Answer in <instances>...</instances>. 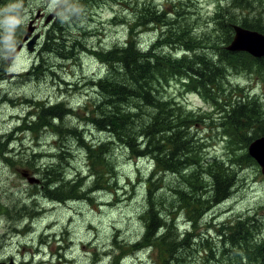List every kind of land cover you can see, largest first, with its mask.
<instances>
[{
    "label": "trees",
    "instance_id": "trees-1",
    "mask_svg": "<svg viewBox=\"0 0 264 264\" xmlns=\"http://www.w3.org/2000/svg\"><path fill=\"white\" fill-rule=\"evenodd\" d=\"M22 1L23 7L29 3ZM12 2L0 0V8ZM78 2L83 6L82 13L77 0L64 4L65 8L71 6L62 16L67 24L50 21L39 54L26 71L36 76L54 74L58 62L59 66L65 60L80 64L81 54L86 51L101 61V73L92 77L87 91L90 101H61L52 106L32 102V114L40 117V129L54 119L57 133L69 132L72 144L62 147L70 152L64 151L61 158L64 160L65 153L74 154L75 146L86 149L90 172L88 176L76 172L71 180L54 186L62 170L49 165L42 169L45 194L55 201L67 202L87 197L98 188L115 190V143L128 157L148 161L144 168L147 170H139L144 174L146 205L141 215V237L132 244L120 245L121 253L108 264H124L123 258L138 250L154 255V264H264V214L251 211L232 218L231 212L220 222L222 216L214 213L212 224L208 221V225H201L206 215L232 196L238 168L257 165L248 153V145L264 135V96L242 86L237 75L257 74L264 81V56L232 52L225 46L234 38V23L264 33V0H220L213 16L200 28L195 25L201 16L195 17L185 8H163L151 0H141L132 19H112V23L127 24L126 39L93 48L88 44L92 31L87 30L86 18L91 16L95 3L100 5L103 0H94L93 4L92 0ZM23 7L19 9L21 14ZM2 15L0 69L5 70L8 66L4 56L21 41L26 25L22 23L11 36L3 24L6 13ZM153 29L156 36L146 40L144 33ZM178 76L185 90L203 95L216 110L215 115L220 117L218 128L229 144L230 164L218 159L205 161L206 143L200 133L191 132L211 114H194L186 105L163 95V89ZM96 132L106 134L107 140L96 141L92 138ZM37 161L38 155L31 154L20 162L35 169ZM166 174L176 181L166 184ZM92 176L93 184L89 186L86 179ZM53 179L54 189L50 190L48 184ZM34 203L35 210L25 208L31 210L32 216L41 209ZM184 218L186 222L181 224ZM203 226L217 232L223 244L222 257L216 244L203 239L208 237ZM208 231L212 234V230Z\"/></svg>",
    "mask_w": 264,
    "mask_h": 264
},
{
    "label": "rangeland",
    "instance_id": "rangeland-1",
    "mask_svg": "<svg viewBox=\"0 0 264 264\" xmlns=\"http://www.w3.org/2000/svg\"><path fill=\"white\" fill-rule=\"evenodd\" d=\"M35 1L42 2L43 0H28L29 3H26V6L23 7V11L26 13L23 24L28 23L29 25L30 20L33 21L35 26L33 35L41 33L43 29L47 28V26L43 28L44 23L41 24L40 30L36 25L35 20L42 15H38V12L41 11ZM47 1V3L50 2V0ZM140 1L103 0L99 6H93L91 16L86 18L87 30L92 31L88 39L91 48L105 47L124 41L127 36V24L125 22L115 24L112 23V19H132L136 11L135 8ZM151 1L163 8H174L176 6L179 9L185 8L195 17L201 16L199 23L195 25L197 28L205 27V21L213 16L220 3V0ZM47 14L50 15V13ZM30 16L35 18L32 19ZM0 22L2 23L1 20ZM144 34L148 41L156 36L155 29ZM26 47L19 55L20 59L15 70V72L21 74L7 78L5 84L6 90H10L14 95V102H23L21 100L22 96H16L15 92L34 99L42 97L47 103H56L61 100L68 103L90 101V91L87 92L92 85L90 81L92 77L101 73L102 68L101 61L97 56L86 51V53L81 54L80 64L65 60L62 62L64 64L59 66L58 62L56 73H43L41 81L35 78L26 79L25 71L31 67L38 55V53H35L36 49L29 51ZM11 53H6L5 58H8ZM52 60L56 62V60ZM180 78V76L174 77L170 84L163 89V95L186 105L189 110H194V112L192 111L194 114H202L204 111L211 114L205 123L194 127L191 132L195 135L200 133V139L206 143L207 149L203 153L205 161H213L214 159L228 161L230 157L229 144L227 138L223 136V130L218 128L217 124L220 122V117L215 115L216 110L213 109L212 104L203 95L185 90L184 83ZM237 79L242 86L254 90L259 96H264V81L257 74L240 73L237 75ZM12 108L13 105H0V109L3 110V112L0 110V119L3 123L8 114L12 113ZM25 112L26 110L22 111V114ZM74 122L79 123L76 120ZM65 124H70V122L65 121ZM40 134H43L42 143L34 141L22 144L24 157L33 154L34 149L42 154H44V150H49L52 147L58 149L54 145L52 146L51 136L54 132L51 128ZM95 134L97 136H94ZM95 134H92V138L96 141L107 140L106 134L98 132ZM59 141L60 145H63V143L72 144L69 132L65 130V133L60 134ZM114 147L116 153L114 168L118 175V187L115 190L98 188L89 193L87 197L67 201V205L53 207L46 203L45 211L47 212L32 217L38 218L32 223L34 233L37 235L35 240V249H37L34 250V253L39 254L36 260L34 259L35 264H108L115 254L121 253L120 245L132 244L141 237L144 227L141 215L146 205L143 186L144 174L141 171L147 170L144 168H146L148 161L128 157L125 150L119 148L115 143ZM86 152V149H77V146H75L74 154L64 155V163L60 162L59 156L44 157L42 154L38 156L37 162L45 163L47 166L60 163L55 164V167L62 170L60 176L65 175L66 179L71 180L76 176V172H80L85 176L90 172ZM140 169L141 171H139ZM16 171L14 167H6L0 164V198L8 200L9 203L14 201L11 198L12 196H18V194L24 192L25 194L28 193L20 178L15 174ZM164 176H166V184L176 181L175 177L170 174ZM93 179L94 176L87 178L86 183L91 186ZM168 189L169 187H167ZM25 194L24 196H26ZM167 194L170 195V192L167 191ZM39 200L41 203L46 201L41 197ZM39 207L44 206L39 205ZM251 211L264 214V174L258 163L257 165L238 168V181L232 196L227 202L217 205L215 211L211 214L206 215L201 225H208V221L212 224L214 213H217V216H222L219 218L221 222L227 217L226 214L228 213L233 212L234 214H231L230 217L234 218L238 213ZM29 220L26 219L23 224L25 225ZM183 222H186V218L181 219V224ZM1 226H4L3 223ZM208 230H212V234ZM45 231L43 238L46 241L42 243L40 238ZM202 231L208 234V237L203 239L216 244L218 255L222 257L223 244L217 232L207 227H204ZM6 237H0V239ZM20 240H22L21 237L11 239L5 249L7 252H0V256L18 252L22 246H26V248H22L26 251L34 248L24 243H18ZM13 241L15 243H12ZM41 244L44 245L41 247ZM42 250L45 253H42ZM149 253L147 250L129 253L123 258V262L124 264H154L152 258H155V256Z\"/></svg>",
    "mask_w": 264,
    "mask_h": 264
},
{
    "label": "flooded vegetation",
    "instance_id": "flooded-vegetation-1",
    "mask_svg": "<svg viewBox=\"0 0 264 264\" xmlns=\"http://www.w3.org/2000/svg\"><path fill=\"white\" fill-rule=\"evenodd\" d=\"M69 1L70 0H67L68 4H70ZM47 2H48L47 0H43L42 2L35 1L37 7L41 11V12H38V15H42V16H38V18L35 20L36 25L39 28V30L41 29V24L43 23H44L43 28L45 26L51 25L50 22H48V24L46 23L47 18L51 14L54 15V17H52L50 21L52 20L57 21L58 19L55 18L57 14H59L60 17L65 16L64 15L65 12L71 8V6L65 8L64 0H58V3H56L55 5H52V7L54 8V11L50 13L49 15L47 14L49 13L47 9L52 4V1H50L49 3ZM93 2L94 0H92V4ZM88 3L90 4V1H88ZM94 6L95 7L99 6V4L95 3ZM90 8L92 7L90 6ZM22 15L24 16L26 15V13L23 12ZM30 17H32V19L35 18L34 16H30ZM30 22H33V21L30 20ZM27 25L28 23L26 24V28H27ZM45 29L42 30V33H44ZM24 35L21 38V41H19L18 45L15 47L16 49L20 45H23V49H21V52L18 54V56L23 52L24 48L26 47V42H24ZM41 41L42 39L38 40L37 44L35 45V48H34L36 49L35 53L39 54V47L41 45ZM14 50L12 51V53L11 52L10 53L13 54ZM5 64L6 66H8L7 69L5 70L0 69V105L2 104L13 105V108L11 109L12 113L8 114L7 119L4 120L5 121L4 123L0 119V164H3L6 167H14L17 170L15 174H17L18 178H20V180L22 181V185L25 186V190L28 193L25 194L24 192V193L18 194V196H12L11 198H13L14 201H12L11 203H9L8 200H4L3 198H0V204L3 205V210L2 212H0V237L7 236L5 239H0V246H1L0 252L2 253V251H4V253H6L7 251H5V249H6L7 244L10 243L11 239L13 238L15 239L16 237H21L22 239L18 241V243L20 244L24 243L25 245H30L31 247H34V248H30L29 251H26V250H22V248H26V246H22V248H19L18 252L11 253V255L0 256V263H5V264H33L34 263L35 264V260L39 254L34 253V250L37 249V248L35 249V246H36L35 240L37 239V235L36 233H34L35 231L33 230L32 223L35 222V220H37L38 218H32L34 217V215L33 216L31 215L30 213L31 210H26L25 208L30 207V209L35 210L36 204L34 202H37L38 205L44 206V207H41V209H43V212L46 213L47 212L45 211L46 203L53 207L57 205H60V206L67 205L68 203L62 202V201H55V199L45 194L46 185L44 184V179L42 177V169L45 167L46 168L49 167V165L55 166V164H60V163L49 164L47 166L45 163L37 162L35 169L33 167L32 168L28 167L27 165L22 164L20 162L21 159L24 157L23 155L24 148L22 147V144L26 142H34V141H37L38 143H42L43 141L41 139L43 138L42 136L43 134H40V133H43V131L45 130L48 131V129L51 128L52 131L54 132V134L51 136L52 138L51 143H52V146L54 145L58 149H55L52 147L49 150H44L43 151L44 154L39 153L37 152V150L34 149L33 154L38 155V156L42 154L44 155V157L59 156L60 162L64 163L65 157L63 160L61 158V155L64 153V151L70 152V149L64 146L63 148L62 145H60L59 137L61 133H57L55 130V126H54L57 122L56 120L54 119L49 120V122L45 125H42L40 129V117L36 118L35 117L36 114L35 113L32 114V110L29 109V106L34 101H41L46 106H50V105L52 106L55 104V102L47 103L46 101H44L42 97L39 99H36V98L34 99L31 97H27L26 95L18 93V92H15V95L16 96L21 95L22 96L21 100H23V102H14L15 97L10 90H6L5 84L7 83V78L14 77L15 75H18L21 73L15 72V71H9V68L11 66L10 60L6 61ZM25 76H26V79L35 78L41 81L43 79V75L36 76L31 71H25ZM25 110H26V113L22 114V111H25ZM1 111L3 112V110ZM8 117H11V118H8ZM63 132L65 133V131ZM31 137L32 139L30 140ZM64 144L65 143H63V145ZM66 154L68 153H65L64 155ZM13 163H15V165H13ZM38 167L41 168V171L38 170ZM24 170H27L30 175H35L39 179V182H36L34 184L29 183L27 179L28 176L27 177L23 176ZM62 181H66L65 175L60 176L58 181H55V184H54V179H53V181L48 184V189L53 190L54 186L56 185V182L61 183ZM53 184L54 186H52ZM24 194L26 196H24ZM40 197L46 200L45 203L40 202L39 200ZM41 209L39 213H41ZM26 219L28 220L30 219V220L28 223L24 225L23 223L26 222L25 221ZM2 223L4 225L3 227L1 226ZM27 225H30V227L29 229L25 230ZM45 232H43V234ZM45 241L46 240L44 238L41 239L42 243H44ZM12 243H15V241H13ZM42 253H45V251L42 250Z\"/></svg>",
    "mask_w": 264,
    "mask_h": 264
},
{
    "label": "water",
    "instance_id": "water-1",
    "mask_svg": "<svg viewBox=\"0 0 264 264\" xmlns=\"http://www.w3.org/2000/svg\"><path fill=\"white\" fill-rule=\"evenodd\" d=\"M53 15H50L46 23L50 22ZM234 38L225 47L227 50L235 51H246L255 57L264 56V33L252 30L242 26L241 24L234 23ZM35 26L33 22H30L27 28V32L24 36V42H26L27 48L33 51L38 39L41 37V33L33 35ZM23 49V45H20L16 50L9 56V58L16 56ZM248 153L257 161L261 167V171L264 174V135L256 137L248 145ZM23 176L27 177L29 183L34 184L39 182V179L35 175H30L27 170L23 171ZM5 264V263H0Z\"/></svg>",
    "mask_w": 264,
    "mask_h": 264
},
{
    "label": "clouds",
    "instance_id": "clouds-1",
    "mask_svg": "<svg viewBox=\"0 0 264 264\" xmlns=\"http://www.w3.org/2000/svg\"><path fill=\"white\" fill-rule=\"evenodd\" d=\"M58 3V0H52V4L49 6L47 11L49 13H52L54 11V8L52 5H55ZM23 7L22 0H14V2L9 3L4 8H0V14H5L3 17V24L7 26L9 30V34L11 36L15 35V30L24 22L25 17L21 14L20 10ZM77 7L80 13L84 11L83 6L79 4L77 0ZM56 19L59 20L61 24H67L66 19L63 17H60L59 14L55 16ZM20 57L18 55L13 56L11 58H5L6 61H11V66L9 68V71H15L18 66Z\"/></svg>",
    "mask_w": 264,
    "mask_h": 264
},
{
    "label": "bare ground",
    "instance_id": "bare-ground-1",
    "mask_svg": "<svg viewBox=\"0 0 264 264\" xmlns=\"http://www.w3.org/2000/svg\"><path fill=\"white\" fill-rule=\"evenodd\" d=\"M51 106V105H50ZM61 107L62 106H60V109H61ZM63 110V109H62ZM68 112H69V110H68ZM19 126V125H18ZM64 148V147H63ZM47 179V178H46ZM158 199V198H157ZM201 215V214H200ZM195 221V220H194ZM179 233V232H178ZM227 234V233H226ZM225 239V238H224ZM145 248V247H144ZM133 249H135V248H133ZM139 251V250H138ZM119 262V261H118Z\"/></svg>",
    "mask_w": 264,
    "mask_h": 264
}]
</instances>
